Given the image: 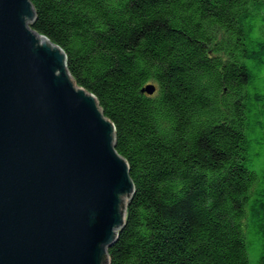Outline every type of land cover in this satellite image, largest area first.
I'll return each mask as SVG.
<instances>
[{"label": "trees", "instance_id": "1", "mask_svg": "<svg viewBox=\"0 0 264 264\" xmlns=\"http://www.w3.org/2000/svg\"><path fill=\"white\" fill-rule=\"evenodd\" d=\"M31 1L130 166L110 264H264V0Z\"/></svg>", "mask_w": 264, "mask_h": 264}, {"label": "water", "instance_id": "2", "mask_svg": "<svg viewBox=\"0 0 264 264\" xmlns=\"http://www.w3.org/2000/svg\"><path fill=\"white\" fill-rule=\"evenodd\" d=\"M36 18L31 0H0V264H110L130 166Z\"/></svg>", "mask_w": 264, "mask_h": 264}]
</instances>
